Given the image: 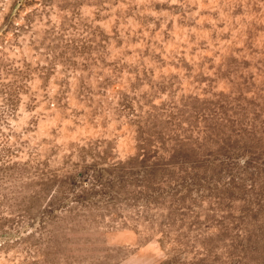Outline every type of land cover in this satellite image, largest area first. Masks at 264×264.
<instances>
[{
	"label": "rangeland",
	"instance_id": "obj_1",
	"mask_svg": "<svg viewBox=\"0 0 264 264\" xmlns=\"http://www.w3.org/2000/svg\"><path fill=\"white\" fill-rule=\"evenodd\" d=\"M0 264H264V0H0Z\"/></svg>",
	"mask_w": 264,
	"mask_h": 264
}]
</instances>
